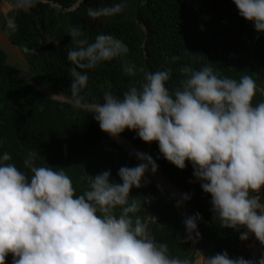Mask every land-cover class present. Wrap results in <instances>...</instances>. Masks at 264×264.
<instances>
[{
    "label": "clouds",
    "instance_id": "9594fccd",
    "mask_svg": "<svg viewBox=\"0 0 264 264\" xmlns=\"http://www.w3.org/2000/svg\"><path fill=\"white\" fill-rule=\"evenodd\" d=\"M40 2L12 0L10 6L29 12ZM233 2L239 15L264 33V0ZM127 6L128 0H113L111 5L89 6L87 15L93 20L114 17ZM69 36L70 89L76 106L92 113L112 137L134 130L145 142L157 141L163 157L178 168L191 162L222 226L244 228L241 240L254 234L264 245V100L253 103L256 80L248 74L226 76L211 62L199 68L186 63L178 69L182 78L175 87L169 86L173 69L167 67L146 71L142 81L131 82L121 95L105 91L102 101H85L81 92L89 82L88 70L125 56L129 47L111 33H98L90 42L79 26L71 28ZM47 40L59 43L51 36ZM170 59L175 63L181 57ZM136 69L135 63L123 65L129 77ZM40 155L29 149L21 169L9 152L0 153V264H6L9 253L12 264H193L171 255L168 244L158 241L134 215L141 205L130 192L147 182L149 170L157 172L152 155L137 151L141 163L120 167V182L111 179L110 169L88 175L82 194H76L64 168L38 164ZM190 199L184 193L177 207ZM200 219L197 212L183 221L186 239L193 233L201 238ZM191 246L197 251L192 241ZM200 264H264V254L245 258L230 257L226 250L200 253Z\"/></svg>",
    "mask_w": 264,
    "mask_h": 264
},
{
    "label": "trees",
    "instance_id": "16d2710c",
    "mask_svg": "<svg viewBox=\"0 0 264 264\" xmlns=\"http://www.w3.org/2000/svg\"><path fill=\"white\" fill-rule=\"evenodd\" d=\"M112 2L41 0L29 12L12 8L9 17L15 28L7 36L21 50L28 64L29 78L8 62L6 51L0 48V139L4 141L0 153L9 152L12 162L23 169L24 156L29 149H35L41 154L38 164L64 168L72 178L76 194L87 189L88 175L110 169L111 179L120 182L119 168L134 167L141 161L132 143L120 136L113 137L139 163L100 128L92 113L52 98L32 83L74 99L70 89L72 63L67 58L68 50L73 47L71 28L79 26L90 42L98 33H111L129 47L125 56L88 70L89 82L81 92L85 101L93 98L102 101L105 91L121 95L131 82L142 81L146 71L167 67L173 69L169 86L175 87L182 78L178 70L182 64L199 68L208 62L235 79L244 74L252 76L258 85L253 103L264 100V33H258L252 22L239 15L233 0H128L125 11L114 17L93 20L87 15L89 6ZM49 36L59 43H49ZM25 47L28 52L24 51ZM174 55H179L181 60L173 63L170 58ZM125 62L135 63V76L124 74ZM120 135L152 155L158 168L176 186L159 170L155 174L149 170L150 179L161 182L178 200L183 193L190 194L189 214H201L197 222L199 239L207 256L225 250L230 257L259 258L264 254L260 241L256 254L243 247L240 232L246 229L223 227L219 218H215L211 194L202 189L191 162L186 161L187 166L180 169L163 157L157 141L145 142L130 129ZM162 185L149 182L147 177L141 187L132 188L130 196L137 198L141 205L134 215L148 224L158 241L168 244L171 255L188 258L193 263L196 251L191 240L186 239L182 207H177L178 200ZM192 235V243L200 254L198 239ZM6 264H12L11 253L6 257ZM195 264H200V257Z\"/></svg>",
    "mask_w": 264,
    "mask_h": 264
},
{
    "label": "rangeland",
    "instance_id": "374dc122",
    "mask_svg": "<svg viewBox=\"0 0 264 264\" xmlns=\"http://www.w3.org/2000/svg\"><path fill=\"white\" fill-rule=\"evenodd\" d=\"M12 3V0H0V48L6 51L8 56V62L13 65L14 67H17L23 75H25L27 78H29V68L28 64L21 52V50L13 45L7 36V32L14 30L15 25L12 26V24L9 22L8 19H11L9 17V12L11 11L12 7L10 6ZM32 83L37 87L38 90L45 92L51 96H63L60 94H55L52 92L49 88L38 85L36 82L32 81ZM130 153V152H129ZM130 155L134 157L131 153ZM136 158V157H135ZM155 183L161 184V182L156 181L154 178L151 179ZM243 241V247L247 250L252 251L253 254H256L258 252V239H256L255 235L250 234L249 238L247 240ZM197 252V251H196ZM200 257V254L197 252L194 258L193 264L196 263L197 259Z\"/></svg>",
    "mask_w": 264,
    "mask_h": 264
},
{
    "label": "water",
    "instance_id": "95a60500",
    "mask_svg": "<svg viewBox=\"0 0 264 264\" xmlns=\"http://www.w3.org/2000/svg\"><path fill=\"white\" fill-rule=\"evenodd\" d=\"M9 20V22L12 24V26H14L15 24L13 23V21H12V19H8ZM51 96V95H50ZM52 98H55V99H58V100H63V101H68V102H70L71 104H73V105H76L75 104V100L74 99H71V98H68V97H65V96H59V97H57V95L54 97V96H51ZM120 137H122L123 139H125V140H127V141H129L130 143H132L134 146H135V148L139 151V152H142L131 140H129V139H127L126 137H124V136H122V135H119ZM111 137V139H113V140H115L119 145H121L122 147H124L127 151H129L128 150V148L127 147H125L122 143H121V141H119L118 139H116V138H113L112 136H110ZM130 152V151H129ZM133 159H135L138 163H139V161H138V159L137 158H135V157H132ZM158 170L159 171H161L159 168H158ZM161 173L164 175V173L161 171ZM147 174V173H146ZM165 176V175H164ZM147 177H148V181L149 182H152V180L150 179V177H149V175L147 174ZM166 177V176H165ZM167 178V177H166ZM167 179H169V178H167ZM170 180V179H169ZM170 182L172 183V184H174L171 180H170ZM159 184V183H158ZM160 185H162V184H160ZM175 185V184H174ZM163 187H165V186H163ZM165 189L171 194V195H173L171 192H170V190H168L166 187H165ZM181 190V189H180ZM181 192L183 193V191L181 190ZM184 194V193H183ZM174 196V195H173ZM175 197V196H174ZM176 198V197H175ZM177 199V198H176ZM178 200V199H177ZM179 201V200H178ZM181 207H182V210H183V215H184V218L186 219L188 216H190V214H189V204H188V202L187 201H184L183 203H182V205H181ZM195 234V233H194ZM191 241H192V239H191ZM198 244H199V246L201 247V250H202V253L206 256V254H205V249L203 248V246H202V243H201V241H200V239H198Z\"/></svg>",
    "mask_w": 264,
    "mask_h": 264
},
{
    "label": "bare ground",
    "instance_id": "6f19581e",
    "mask_svg": "<svg viewBox=\"0 0 264 264\" xmlns=\"http://www.w3.org/2000/svg\"><path fill=\"white\" fill-rule=\"evenodd\" d=\"M193 244V243H192ZM194 246V245H193Z\"/></svg>",
    "mask_w": 264,
    "mask_h": 264
}]
</instances>
